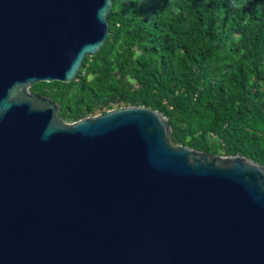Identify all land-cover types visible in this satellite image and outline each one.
<instances>
[{
  "label": "water",
  "instance_id": "1",
  "mask_svg": "<svg viewBox=\"0 0 264 264\" xmlns=\"http://www.w3.org/2000/svg\"><path fill=\"white\" fill-rule=\"evenodd\" d=\"M112 0H0V264H264V166L172 140L161 112L65 122Z\"/></svg>",
  "mask_w": 264,
  "mask_h": 264
},
{
  "label": "trees",
  "instance_id": "2",
  "mask_svg": "<svg viewBox=\"0 0 264 264\" xmlns=\"http://www.w3.org/2000/svg\"><path fill=\"white\" fill-rule=\"evenodd\" d=\"M112 1L105 43L75 79L30 91L69 123L157 110L174 144L264 166V0Z\"/></svg>",
  "mask_w": 264,
  "mask_h": 264
}]
</instances>
